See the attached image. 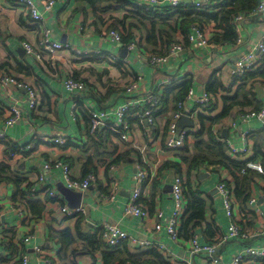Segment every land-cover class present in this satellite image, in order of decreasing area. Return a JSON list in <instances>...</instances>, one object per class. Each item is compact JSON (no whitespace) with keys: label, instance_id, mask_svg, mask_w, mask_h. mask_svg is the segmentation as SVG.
<instances>
[{"label":"crops","instance_id":"1","mask_svg":"<svg viewBox=\"0 0 264 264\" xmlns=\"http://www.w3.org/2000/svg\"><path fill=\"white\" fill-rule=\"evenodd\" d=\"M33 1L42 12L41 22H36L27 9L18 6L17 0H0V133L5 137L0 141V175L1 178L11 176L22 179L23 183H30L39 173L44 172L47 182L39 185L37 200L31 203L29 219L25 221L26 218L19 219L13 207L21 199L20 188L10 179L0 181V211L3 214L0 220V264H14L22 253L27 254L28 264H45L35 253V246L56 254V264H106L103 251L107 243L102 228L105 224L118 226L133 239L156 242L166 247L165 250L154 247L140 252L129 241H124L121 244L126 243L125 254L142 255L133 259H128L125 255L124 260H129L130 264H135L133 261H142L143 264H214L207 255L191 253L190 239L195 235L201 244H210L228 231L231 223L218 186L221 182L232 183L233 177L218 165H199L200 167L191 169V165L183 163L178 155L186 146L190 147L188 157L196 153L193 134L201 130L202 116L217 120L215 123L204 122L205 131L209 133L212 129L213 134L220 136L225 141L227 154L233 159L248 160V164L256 161L262 165L264 118L245 119L244 114L264 110V82L255 88L253 80L229 86L226 85L228 78L223 80L218 77V73L224 63L233 65L237 61L236 57L250 49L262 37L264 20L244 21L239 30L242 43L222 51L212 47L197 49L180 31L170 33L164 30L166 33L158 43V50L167 52L171 45L167 41L171 35L175 41L185 42L186 52L169 66L157 70L146 61L138 62L133 54L122 58L121 54L126 46L112 42L106 29L95 25L96 18L90 6L78 5L76 0H69L67 4L55 3L49 12L44 10L43 0ZM185 1L190 3V0ZM208 1L217 4L214 0ZM144 2L146 4L145 0ZM145 4L141 7L153 10L164 7L155 8ZM45 29L51 31L54 40L69 47L53 54L44 53L43 60H37L26 52L23 45L30 43L37 47ZM121 32L128 35L127 32ZM142 40L144 41V37ZM77 50H83L88 55H81ZM97 52L107 58L110 55L117 56L119 61L112 64L107 58L93 56ZM6 76H13L33 86L37 95L35 108L30 107L29 97L24 89L12 82L3 81ZM71 76L83 83V91H66L65 81ZM189 76L195 80L194 88L189 91H194L197 96L204 87L220 82L228 88L224 95L234 97L238 94V89L247 84L251 93L257 95L253 108L256 105L259 108L242 112L234 109L219 121L225 106L221 101L223 94L215 95L216 105L211 110L202 109L194 98L188 100L185 97L182 100L185 103L184 110L192 119V127L185 126L182 129L189 131L190 136L183 147L169 151L165 147L168 125L178 105L174 104V98H165L164 91ZM136 81H139L143 92H155L161 95L162 101L155 128L151 129L145 120L139 119L140 123L134 121V117L131 138L123 142L109 126L110 122L118 123L115 114L99 122L94 121L91 112H112L117 109L127 98L125 88ZM230 104L231 102H227V106ZM12 107L23 110L25 114L13 126H7L6 121ZM83 112L88 114V120L83 117ZM45 134H63L67 145L59 147L45 142L42 140ZM206 137L207 134L204 139ZM228 141L237 149L246 148L247 153L234 156L230 153ZM26 143L32 145V151L27 152V156L12 161L10 153ZM57 160L68 163L75 177L84 178L90 173H96L99 177L98 182L82 194L83 199L79 206L72 202L70 205L61 195L62 204H66L70 210L84 206L85 213L78 217L72 215L68 218L64 213L52 210L48 206L52 202L51 198L42 191L46 187V190L52 189L60 194L58 185L61 182L66 184L61 168L51 167L46 171L43 169L45 164ZM171 162L180 165L177 168L168 165ZM113 165L116 169L111 173L110 168ZM138 165L149 177L145 184H140L143 193L140 204L150 212L151 218L148 220L130 217L125 213L131 191L136 185L134 176ZM203 174L208 176L202 178ZM176 177H180L184 185L190 183L195 190L202 188L201 197L207 204L204 218L193 223L188 230L181 226L180 240L173 242L164 230H156V214L163 213V222L170 216L173 206L172 187ZM253 181L246 204L235 197L233 188L227 186L232 192L235 218L246 236L232 239L219 247L215 253L218 259L215 264L227 263L245 248L264 246V232L261 230L264 221V189L259 177H254ZM114 188L118 190V194L114 199H109ZM253 198L257 200L254 204L251 203ZM79 223L83 238L77 236ZM61 231L72 232L74 237L71 246L66 250V257H59L61 244H55L53 240L55 232ZM26 236H31V239L24 244L22 239ZM95 242H99V247L103 250H92ZM115 262L117 261L112 264ZM242 264L264 262L246 257Z\"/></svg>","mask_w":264,"mask_h":264},{"label":"built area","instance_id":"2","mask_svg":"<svg viewBox=\"0 0 264 264\" xmlns=\"http://www.w3.org/2000/svg\"><path fill=\"white\" fill-rule=\"evenodd\" d=\"M69 0H43V8L45 11L51 12L53 9V5L57 2L62 4H67ZM140 0L137 2L138 6H143L144 4L147 6L161 7L166 4H169L173 7L180 6L185 0ZM192 5H194L197 9H202L206 5H208V0H190ZM17 5L23 7L29 11L31 17L39 22L42 21V12L37 8L36 3L33 0H17ZM149 9V8H147ZM246 20H264V0H261L260 4L253 9L252 11L240 13L235 17L236 22V30L239 32L241 24ZM82 29V27H81ZM214 31L213 28L208 29L207 27L200 28L199 26H195L192 28L191 32L187 35V40L195 45L197 49H205L212 47L210 43V35L211 32ZM109 39L117 43L118 45L123 42V33L120 30H111L108 34ZM242 40L239 37L237 40V45L241 44ZM24 49L26 52L34 56L37 60H43V54H53L57 51H60L64 48H68V45H64L61 42L54 40L52 38V33L49 29H45L42 33L41 41L37 47L32 46L30 43H24ZM127 49L128 54H133V57L139 61H146L149 65L157 70H161L166 66H169L173 61H176L179 57L185 54L186 52V44L182 40H177L172 42L169 49L164 54H155V53H145L141 54L138 50V43L132 42L125 47ZM218 49V48H217ZM216 49V50H217ZM79 54L88 55L87 52L83 50H77ZM95 57H104L106 56L97 52V54L93 55ZM237 61L230 65L228 63H224L218 73L219 76L223 80L228 78L229 82L226 85H240L243 84L246 78V75L249 72L256 71L259 67L264 65V33L262 37L247 51H245L242 55L238 56ZM107 60L116 64L119 61L117 56L110 55ZM4 82H12L17 87L24 89L27 92L29 97V103L31 108H35L37 106V95L33 86L29 82H24L19 80L13 76L3 77ZM83 83L76 80L73 76L68 77L65 81V89L67 92L74 91H83L84 90ZM126 92V100L122 102V104L112 112H108L107 110L101 111H92L91 117L94 121L103 122L109 118L110 115H116L118 119V123L114 124L112 122L109 123L110 129L113 133H117L119 135L120 141L127 142L131 138L132 133V125L130 123V118L138 117L139 119L145 120L148 126L151 129H154L157 124V113L160 109V104L162 101L161 95H157L155 92L145 93L142 91L139 81L132 82L125 88ZM216 94H213L209 91L208 87H204V90L200 95H196L194 91H189L186 95V99L192 100L195 99L196 103L205 110H211L216 105ZM185 103L183 101L179 102L178 109L173 113L172 118L168 125V138L165 142V147L169 151H175L183 147L185 141L189 138V131L186 129H181L179 127L180 119L186 115V111L184 110ZM134 114H132L133 111ZM24 111L17 108L12 107L10 109V117L7 119V126H13L17 121L21 120L24 116ZM249 117H257L259 119L264 118V110L259 112L251 111L249 113L244 114V118L247 119ZM4 134L0 133V141L4 140ZM42 140L53 144L55 146L64 147L67 145L66 137L63 134L55 135V134H45L42 137ZM230 153L234 156H242V154L247 153V149H237L231 145V142H227ZM32 151V145L30 143H26L16 148V150L12 151L9 155L12 161L18 160L21 156H27V152ZM51 167L61 168L63 171V175L66 181V187L77 192V193H85L92 185L98 182V175L96 173H90L84 178H78L73 176L72 171L70 169V165L63 160H57L53 163H47L43 166V169L49 170ZM116 169V166L113 165L110 168L111 173ZM247 169H251L255 172L263 173V167L261 163L256 161H251L247 165ZM246 169L243 170L245 173ZM113 176V174H111ZM148 178L144 172V169L138 165L137 173L134 176V181L136 183L135 187L131 191L130 199L125 207V213L127 216L140 218L142 220H148L151 218L150 212L148 209L143 207L140 204V199L143 195L142 190L140 188V184H145L148 181ZM47 182V178L45 173H39L38 177L35 180H32L30 183L24 182L20 187L21 190V199L13 205L14 210L17 212L19 219H25L28 221L29 214L28 211L30 209L31 203H34L37 200V195L39 193V185L45 184ZM184 183L180 177H176L175 182L172 187V210L170 216L162 221L163 213L158 212L156 214L157 224L156 230L161 231L164 230L168 235L169 239L173 242H178L180 240L181 226H182V218L184 217L186 208H187V199L185 197L183 191ZM47 188H42V191L49 195L52 202L48 203V206L52 208V210H58L65 214L66 217L70 218V216L75 215L79 216L85 213L84 206H80L75 210H70L68 206L62 204L63 199L61 194H58L54 190H46ZM218 191L223 199V206L226 209L227 216L230 219V226L227 232L223 233L219 238L215 240L214 243L210 244H201L198 241L197 236H193L190 239V251L194 255H207L212 263H217L218 259L215 257V253L218 248L227 243L232 239L244 238L246 236L243 229L238 225L237 220L235 218L234 213V201L232 197L231 190L227 187L225 182H221L218 186ZM118 194V190L116 188L109 195V199H114ZM264 196V191H263ZM264 198V197H263ZM39 200V199H38ZM256 199L253 198L251 203H256ZM2 212L0 211V220L2 218ZM104 226V227H103ZM103 233L105 236V242L110 247H117L124 241H129L131 244L135 246L138 251H149L154 247H158L159 249L165 250L166 247L163 244H159L156 242L150 241H140L137 239L131 238L127 232L120 229L118 226L113 224H105L103 225ZM261 230L264 232V221L261 225ZM1 233V229H0ZM31 236H26L22 239L24 244L29 243ZM35 253L38 255L39 259L43 261L45 264H56L57 257L56 254H51L43 247L35 246ZM52 252V251H51ZM54 253V252H53ZM246 257H253L260 260H264V246L259 248H245L240 251V253L235 256L232 260L228 261L225 264H242ZM14 264H28V256L25 253H22ZM130 264V263H128ZM189 264V263H187Z\"/></svg>","mask_w":264,"mask_h":264},{"label":"trees","instance_id":"3","mask_svg":"<svg viewBox=\"0 0 264 264\" xmlns=\"http://www.w3.org/2000/svg\"><path fill=\"white\" fill-rule=\"evenodd\" d=\"M76 1L78 5L90 6L93 9L92 13L94 18H96L95 25H100L102 28L106 29V34H109L111 30L127 32V36L123 34V46H127L132 42H137L141 54L155 53L159 55L164 54L162 51L158 50V43L161 41V38L166 31L170 33L180 31L183 35L187 36L195 26L214 29L210 35V43L213 47L218 48V51L225 50L228 47L237 46V40L239 39L240 34L236 30L235 17L240 13L252 11L261 2V0H214L217 4H213V1H208V5L202 9H197L191 3L184 1L177 7L166 4L163 8L153 10V8L147 9L146 7L138 6V0ZM143 37L144 41L142 40ZM174 41L175 39L170 35L167 44L170 45ZM246 80L254 81L253 88H255L256 85L261 84V82L263 83L264 65L259 67L256 71L249 72L244 81ZM194 85L195 80L189 76L184 81H181V83H174L171 88L164 91L165 98H174V104L178 105L179 102L186 97L189 90L194 88ZM208 89L213 94H223L221 101L225 103V106L223 114L218 118L219 121L224 119L234 109H239L242 112L250 110L251 108L252 110H257V108H259L257 107L258 105L253 108L254 100L257 95L251 93V88H249L247 84L240 87L238 89V94L234 97H226L224 95V91L228 88L220 82L212 84ZM227 102H231V104L227 106ZM83 115L86 120L89 119L86 112H83ZM200 117L202 127L199 125V128L201 127V130L193 134L196 153L193 156L188 157L190 147L186 146V148L181 150L182 153L178 155L179 158L183 163L191 165V169L199 165H218L223 170L228 171L233 177V182H227V186L233 188L235 197L241 200L242 203L246 204L249 199V190L254 183V177L260 178L264 189V172L259 173L247 169L248 160L239 161L233 159L230 154H227L225 141H223L220 136L213 134L212 129L209 133L205 131L204 122L211 121L212 123H215L217 120L208 119L202 116ZM129 120L130 123H132L133 118H130ZM136 120L140 123L138 117L134 118V121ZM206 134L207 137L204 139V135ZM168 165H173L177 168L180 164L177 162H171L168 163ZM262 165L264 170V154L262 155ZM243 169H246V171L242 174ZM8 179L15 182L17 188H20V184H23L22 179H17L11 176L1 178L0 175V181ZM183 191L185 192L187 199V208L184 217L182 218V227L188 230L193 223L204 218L207 202L201 197L203 194L202 188L195 190L190 183H187L183 186ZM77 236L83 238L80 223L77 225ZM51 238L53 239V233L51 234ZM73 239L72 232H55V238L53 239L55 241L54 243L58 245L61 244L59 257H66V250L71 246ZM99 245V242L93 243L92 250H103ZM125 251L127 252L126 243L117 247L104 246L103 255L106 264H112L114 261L119 262L118 264H128L129 260H124L125 255L128 259H133L134 257L139 258L142 256L125 254ZM258 261L261 263L264 262L263 259H258ZM133 263L143 264L142 261H133Z\"/></svg>","mask_w":264,"mask_h":264},{"label":"water","instance_id":"4","mask_svg":"<svg viewBox=\"0 0 264 264\" xmlns=\"http://www.w3.org/2000/svg\"><path fill=\"white\" fill-rule=\"evenodd\" d=\"M127 49L124 48L123 49V52L121 54V57L122 58H126L127 57ZM239 57H236V60L238 59ZM185 126H191L192 127V119L187 116V115H184L181 119H180V122H179V127L182 129L183 127ZM224 137H225V133H224ZM208 174H203L201 175L202 178L204 177H207ZM58 192L67 199V201L69 202V204L71 205V202L73 204H76V206H79V202L80 200L83 199V195L81 193H77L69 188H67L62 182L60 183V185H58ZM76 199H78V201H76Z\"/></svg>","mask_w":264,"mask_h":264}]
</instances>
